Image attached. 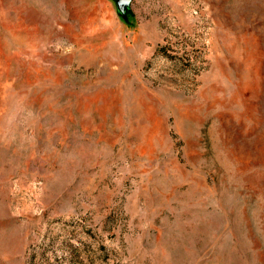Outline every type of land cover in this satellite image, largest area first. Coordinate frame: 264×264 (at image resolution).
<instances>
[{"label":"rangeland","instance_id":"obj_1","mask_svg":"<svg viewBox=\"0 0 264 264\" xmlns=\"http://www.w3.org/2000/svg\"><path fill=\"white\" fill-rule=\"evenodd\" d=\"M0 264H264V0H0Z\"/></svg>","mask_w":264,"mask_h":264},{"label":"water","instance_id":"obj_2","mask_svg":"<svg viewBox=\"0 0 264 264\" xmlns=\"http://www.w3.org/2000/svg\"><path fill=\"white\" fill-rule=\"evenodd\" d=\"M131 2L132 0H117L119 10L122 14H127Z\"/></svg>","mask_w":264,"mask_h":264}]
</instances>
